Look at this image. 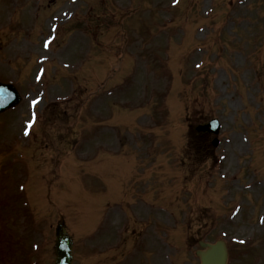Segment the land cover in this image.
I'll list each match as a JSON object with an SVG mask.
<instances>
[{
    "label": "rangeland",
    "instance_id": "374dc122",
    "mask_svg": "<svg viewBox=\"0 0 264 264\" xmlns=\"http://www.w3.org/2000/svg\"><path fill=\"white\" fill-rule=\"evenodd\" d=\"M0 80L23 96L0 115V264L34 242L52 264L59 213L74 264L114 255V215L139 263L170 236L177 264L221 238L228 264H264V0H0ZM212 118L217 147L196 130Z\"/></svg>",
    "mask_w": 264,
    "mask_h": 264
},
{
    "label": "water",
    "instance_id": "95a60500",
    "mask_svg": "<svg viewBox=\"0 0 264 264\" xmlns=\"http://www.w3.org/2000/svg\"><path fill=\"white\" fill-rule=\"evenodd\" d=\"M21 100L18 90L11 83L0 82V113L16 106ZM213 130L218 132L219 124L211 123L200 126L198 130ZM56 260L54 264H73V240L63 230V221L57 226ZM203 249L197 251L201 264H227L228 250L225 241L219 240L216 243L200 241Z\"/></svg>",
    "mask_w": 264,
    "mask_h": 264
},
{
    "label": "flooded vegetation",
    "instance_id": "af4514ba",
    "mask_svg": "<svg viewBox=\"0 0 264 264\" xmlns=\"http://www.w3.org/2000/svg\"><path fill=\"white\" fill-rule=\"evenodd\" d=\"M119 214V213H117ZM120 215V214H119ZM120 217H118L117 215H114V218L112 219V222L110 224L107 225V230H106V237L107 240H109V238H115L114 241H118V245L120 243H122V241H126V233H125V228L128 226L126 225L127 223H117ZM149 227L151 226L149 223L147 224ZM148 227V228H149ZM93 235H95V233H93ZM142 236L139 235H134L131 238V247H133V249H136L138 247V243L139 241L142 239ZM111 239V240H112ZM129 242H127L126 244H128ZM117 250H119L122 254H124V256L126 257V253H128L129 251H131L129 248H120L117 247ZM140 257V256H139ZM137 257V259L139 258ZM112 258V257H110ZM106 264H110V263H106ZM130 264H146L144 263H139V262H131ZM153 264V263H152ZM158 264V263H155ZM164 264H177L175 262V256H168L164 262Z\"/></svg>",
    "mask_w": 264,
    "mask_h": 264
}]
</instances>
